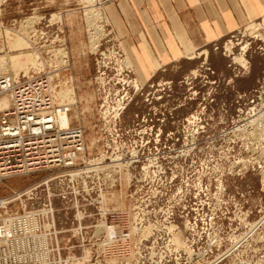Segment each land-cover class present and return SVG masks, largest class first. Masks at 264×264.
<instances>
[{"label": "built area", "instance_id": "built-area-1", "mask_svg": "<svg viewBox=\"0 0 264 264\" xmlns=\"http://www.w3.org/2000/svg\"><path fill=\"white\" fill-rule=\"evenodd\" d=\"M56 36L55 45H43H49L41 50L47 57H40L30 75L0 72V94L9 97L0 111V183L50 171L19 193L0 196V264H71L73 259L60 257L56 203L71 211L68 229L89 232L85 245L98 257L86 264H224L221 258L204 261L200 251L212 234L208 246L219 245L216 234L234 233L240 223L247 230L241 239L264 247V210L248 221L250 208L230 209L237 202L229 188H237L236 181L254 169L264 184V86L255 95L240 96L244 105L219 110L197 80L198 72L213 74V69L199 65L187 82L147 83L142 105L123 122V111L137 104L134 97L143 95L145 83L131 76L119 43L100 46L95 39V151L85 157L84 129L70 121L60 125L59 109L68 115L70 106L58 103L50 87L52 74L67 66L63 39ZM182 85L185 92L177 97ZM117 188L128 205L105 207L103 196ZM83 219L88 223L82 225ZM176 233L181 248L173 245ZM238 240L232 241L235 248Z\"/></svg>", "mask_w": 264, "mask_h": 264}, {"label": "rangeland", "instance_id": "rangeland-1", "mask_svg": "<svg viewBox=\"0 0 264 264\" xmlns=\"http://www.w3.org/2000/svg\"><path fill=\"white\" fill-rule=\"evenodd\" d=\"M2 1L3 0H0V3ZM97 1L99 4L92 5L93 2H91V0H78L79 4L81 3L85 6L82 18L83 31L81 30V34L74 36L76 39L71 41L67 37V32L66 34L64 33L61 16L58 13L52 14L48 12L44 15L40 14L38 17L31 16L30 12L21 13L12 24H7L4 19L2 20L0 18V60L4 63L5 72L10 73L13 77L17 76L21 78V76H28L33 71H36L28 60L35 58V60L39 61V57V59H36L37 54L43 59L46 58L47 55L45 51L43 52L41 50H44L49 45L45 47H43V45H55V43L51 41L52 37L55 35H59L61 36L60 38L63 39L62 45L67 56V66L60 69L55 75L51 73L53 76L52 79L55 78L54 84L52 85L55 88L54 98L60 104L65 103L72 105L68 114V119L72 125H79L84 129L85 144L89 148L85 152V157L92 155L95 151V136L93 134L92 124L95 119L97 102L94 96L95 87L91 81L94 74V45L95 43L97 44L95 39L100 41V46L117 42L119 43V49L123 51L120 39L102 14L100 6L103 2L101 0ZM99 14L101 18H96V15L98 16ZM49 16L51 19H49ZM84 23L88 26V29H90L89 26L91 25L94 33H87ZM35 30L38 31V35H35ZM41 33H43V37L39 38ZM229 41L232 42V44L229 43ZM241 47L244 51L243 56L245 59L243 57L240 58H243L244 61L246 60V63L244 62V66H247L246 69H243V67L233 59L234 55L243 52ZM58 53L60 54L61 52L59 51ZM187 54L193 55L189 56L190 58L184 55V59L192 61L194 64L176 80L141 81L135 76L127 57H124V64L131 68V76L135 78L137 82L145 84L141 89L143 95H136L134 97L137 104L132 102L123 111L121 116L123 122L129 121L132 113L138 106L142 105L141 101L142 97L145 95L144 93L150 90V88L147 87V83L172 81L175 85L177 81L182 80V83L187 82L190 78L188 80H186V78L191 76L190 72L199 65L203 67L209 66L213 69V74L206 73V71L198 72L200 77H197V80L200 79L204 83L202 89L204 95L207 94L208 96L215 97V106L219 110L223 109L225 106V109H227V106L233 109L237 105H244L246 98L240 96H243V94L249 96L251 93L255 95V92L259 91L262 85L264 86V22L261 23V21H258L251 25H244L218 40H214L201 48L189 51L186 55ZM237 57L239 58V56H234V58ZM10 59H14V62L11 63ZM57 59L58 58L54 60L56 65L58 64ZM203 75H205V77ZM212 81L214 82L212 83ZM60 86H65L70 89L69 91L67 90L68 95L65 98L60 94L63 90H61L62 87ZM185 87L186 85H182L178 88L179 94L177 97H181L182 93L184 94ZM6 96V94H0V111L5 109L2 108L1 103L2 99ZM177 97L174 99H178ZM72 98L74 101L71 100ZM234 99H237L239 102L233 104L232 101ZM222 103H224V105H222ZM186 109L182 110L185 112L190 110L187 107ZM48 173H50V171L40 170L30 172L26 175L8 177L0 183V196L10 195L13 191H23L28 185L37 182ZM236 183L238 184L237 188L232 185H229V188L232 193L234 192L238 206L230 205V209L250 208L252 214L250 215L251 217L247 219L248 221H252L259 210H264V184L256 169L245 172L242 175L241 181H236ZM245 191H247V193L243 194ZM240 194H243V197L242 195L240 196ZM105 202L106 204L108 203L110 206L109 208L126 207L129 203L124 197L123 191L118 190V188L111 191ZM55 205L57 207V212L54 218L60 229L59 233H57L60 257L63 261H68V258L73 259L72 261L69 260L71 264H86L84 261L90 258L92 262L98 256H94L93 250H90L85 245V238L89 236V232L75 233L68 229L72 227L71 211L64 210L59 203ZM84 220L85 219L81 221L82 225L88 223L87 221L84 222ZM230 223L234 226L237 225L234 220H231ZM245 234L247 235V230L245 226L240 223L234 233L228 232L225 229L219 231L215 239H219L220 244L208 246L210 239L214 236L212 234L208 240L205 239V245L200 251V257L206 262L221 258L224 264L228 263L229 260L235 261L238 264H244L246 261L255 262L260 259L264 260V247L253 246L250 239H241ZM173 236L172 239L174 240L175 248H181L183 246L181 235L176 233ZM239 236L240 239L238 240ZM236 240H238V242L235 248L232 241Z\"/></svg>", "mask_w": 264, "mask_h": 264}, {"label": "crops", "instance_id": "crops-1", "mask_svg": "<svg viewBox=\"0 0 264 264\" xmlns=\"http://www.w3.org/2000/svg\"><path fill=\"white\" fill-rule=\"evenodd\" d=\"M101 1L102 14L141 81L176 80L194 64L184 59L193 55H186L189 51L264 22V0ZM0 5V18L7 24L21 13L38 17L51 12L60 14L70 41L83 31L85 6L78 0H3Z\"/></svg>", "mask_w": 264, "mask_h": 264}, {"label": "bare ground", "instance_id": "bare-ground-1", "mask_svg": "<svg viewBox=\"0 0 264 264\" xmlns=\"http://www.w3.org/2000/svg\"><path fill=\"white\" fill-rule=\"evenodd\" d=\"M95 0H91V2H94ZM88 2H90V1H88ZM101 13V12H100ZM98 17H100V14L97 16L96 15V18H98ZM101 18V17H100ZM89 22V21H88ZM91 22V21H90ZM26 24V23H25ZM91 24V23H90ZM28 25V24H27ZM36 33V32H35ZM23 38V37H22ZM229 43H231L232 44V42H230L229 41ZM230 47V46H229ZM54 50H55V52L56 53H58L59 51L61 52V48L60 47H58V48H55L54 47ZM241 50H242V47H241ZM243 51V50H242ZM123 52V51H122ZM244 52V51H243ZM123 54H124V52H123ZM200 55V54H199ZM234 56H239V58L237 57V58H234ZM233 56V59H234V61L235 62H238L241 66H243V67H246V66H244V62L246 63V60L244 61L243 60V58H244V56H243V54H242V52L241 53H239V54H237V55H234ZM40 58V56H39V54H37V58L36 59H39ZM124 57H125V54H124ZM204 57H205V54H204ZM240 57H243V58H240ZM245 59V58H244ZM54 60H56V58L54 59ZM124 60V59H123ZM243 60V61H242ZM10 61H11V63L12 62H14V59H10ZM28 62L30 63V65L33 67V68H35V69H37V67L41 64V62H40V60L39 61H37V60H35V58L34 59H29L28 60ZM27 63V62H26ZM12 66V65H11ZM1 71H4L5 72V70H4V63L2 62V60H0V72ZM191 74H195V71H194V69L190 72ZM56 77V76H55ZM62 78H63V76H62ZM60 81V80H59ZM60 83V82H59ZM54 83L53 82H51L50 83V87H51V90L53 91V95H55V88L52 86ZM63 85V84H62ZM55 86V85H54ZM59 86V85H58ZM60 87H62L61 88V95H63L62 97H66L68 94V91L70 90L69 88H67V87H65V86H60ZM70 87H72V86H70ZM68 90V91H67ZM73 91V90H72ZM72 93V92H71ZM57 95V94H56ZM58 97H60L59 95H57ZM74 97V96H73ZM64 100V99H63ZM62 100V101H63ZM67 100V99H66ZM71 100H73L74 101V99L72 98ZM58 102V101H57ZM68 102V101H67ZM59 103V102H58ZM63 103V102H62ZM8 104H9V97L8 96H6L4 99H2V103H1V105H2V108H6V107H8ZM62 105H66L67 107L68 106H70V109H71V106L72 105H69V104H62ZM65 119V120H64ZM58 120H59V122H60V125L61 126H67V124L69 123V119H68V115L66 114V113H64L63 112V110L62 109H59V112H58ZM64 120V121H63ZM16 176V175H15ZM13 177V176H12ZM111 191H113V190H111ZM111 191H109L108 193H106L104 196H103V200H104V206L105 207H107V208H109L110 206L108 205V203L106 204V200L108 199V196L110 195V193H111ZM20 192V191H19ZM19 192H17V193H19ZM172 237H174V236H172ZM172 241H173V245H174V247H175V244H174V240L172 239Z\"/></svg>", "mask_w": 264, "mask_h": 264}]
</instances>
